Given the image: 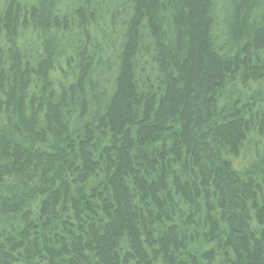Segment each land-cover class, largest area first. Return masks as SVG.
I'll return each mask as SVG.
<instances>
[{
  "label": "trees",
  "instance_id": "16d2710c",
  "mask_svg": "<svg viewBox=\"0 0 264 264\" xmlns=\"http://www.w3.org/2000/svg\"><path fill=\"white\" fill-rule=\"evenodd\" d=\"M0 264H264V0H0Z\"/></svg>",
  "mask_w": 264,
  "mask_h": 264
}]
</instances>
